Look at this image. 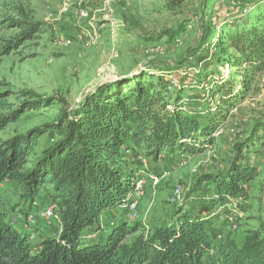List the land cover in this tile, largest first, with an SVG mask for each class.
I'll return each mask as SVG.
<instances>
[{
    "label": "rangeland",
    "instance_id": "rangeland-1",
    "mask_svg": "<svg viewBox=\"0 0 264 264\" xmlns=\"http://www.w3.org/2000/svg\"><path fill=\"white\" fill-rule=\"evenodd\" d=\"M81 10L89 13L88 19H81ZM260 12H264V0H0V46L20 33L13 20L27 18L43 27L38 38L26 46L9 55L0 54V115L18 109L23 102L36 101L25 96V91L54 100L52 107L27 110L17 123L0 131V140L44 128L61 109L78 108L100 86L138 77L153 65L161 67V75L175 84L169 89L171 96L178 89L185 91L184 111L200 110L206 102L213 104L210 84L234 73L228 65L212 59L218 38L233 30L235 23L241 26V21L254 20ZM205 63L210 65L206 81L199 79ZM204 73L203 77L207 71ZM256 80L255 90L226 110L214 144L201 153L163 154L154 160L142 150L131 157L133 183L143 181L138 198L141 219L137 222L145 232L177 210L194 206L210 209L203 213L215 221L213 235L216 233L218 243L229 239L241 248L248 233L264 225V130L259 126L264 122V74ZM220 130L222 134L217 135ZM252 138L245 157L257 174L243 185V198L221 205L220 217L217 210L221 206L209 193V179L226 173L235 145ZM55 139L54 132L47 130L39 139L37 153ZM139 169L142 172L138 173ZM178 186L185 190V201L172 205L170 197ZM50 190L43 189L30 204L23 200L17 185L0 187V210L13 215L18 229L34 233V243L58 237L61 232L62 225L47 226L39 217L35 226L25 229L29 216L36 218L46 207L57 205L50 199ZM122 222L131 223L119 205L103 212L98 225L83 232L82 240L106 239L108 231Z\"/></svg>",
    "mask_w": 264,
    "mask_h": 264
},
{
    "label": "trees",
    "instance_id": "trees-1",
    "mask_svg": "<svg viewBox=\"0 0 264 264\" xmlns=\"http://www.w3.org/2000/svg\"><path fill=\"white\" fill-rule=\"evenodd\" d=\"M253 19H244L241 26L235 23L217 40L212 59L234 73L210 84L213 104L184 111L185 91L178 89L171 96L169 89L175 84L153 65L138 77L100 86L78 108L61 109L44 128L0 140V187L17 185L30 204L51 187L49 196L58 205L62 224L58 237L34 243L29 233L15 226L13 215L0 210V264H264V225L249 232L241 248L229 239L216 243L215 221L204 215L210 213L206 206L179 209L146 232L139 222H122L106 239L82 240L103 212L117 208L132 193L130 162L137 152L158 160L163 154L196 155L214 144L226 110L256 88L257 75L264 74V12ZM12 23L20 33L0 46L1 55L26 46L43 32L40 23L27 18ZM209 67L205 63L199 79H208ZM24 94L36 101L0 115V131L17 123L27 110L54 104L52 98ZM259 126L264 130V122ZM47 130L56 139L38 154L36 147ZM251 141L237 143L226 173L209 179V193L220 206L243 198V185L257 174L245 157Z\"/></svg>",
    "mask_w": 264,
    "mask_h": 264
},
{
    "label": "built area",
    "instance_id": "built-area-1",
    "mask_svg": "<svg viewBox=\"0 0 264 264\" xmlns=\"http://www.w3.org/2000/svg\"><path fill=\"white\" fill-rule=\"evenodd\" d=\"M80 17L81 19H88L89 13L85 10H81ZM87 45H90V43H88ZM160 49H161L160 47L157 49V53H160ZM220 134H222L221 130L218 131L217 135ZM126 153L130 154V150H127ZM140 172H142V169H139L138 173ZM133 184L134 187L132 193L130 194L128 199L121 204V208L129 214V219L131 223L137 222L141 219L139 214L138 198L142 195L143 192V185H142L143 181L142 180L135 181ZM185 194H186L185 190L182 187L180 186L176 187L170 197V203L172 205H183L185 201ZM222 209L223 206L219 207V209L217 210V212L221 215L220 217L223 216L221 214ZM38 217L44 220L47 223V226L54 225L55 223L60 224V226L62 225L60 220L59 209L57 208V205H50L46 207L36 218L33 216H29L28 219H26L25 229H27V231L30 229V227H33L38 223L37 221ZM33 238H35V234L31 233L30 239Z\"/></svg>",
    "mask_w": 264,
    "mask_h": 264
},
{
    "label": "crops",
    "instance_id": "crops-1",
    "mask_svg": "<svg viewBox=\"0 0 264 264\" xmlns=\"http://www.w3.org/2000/svg\"><path fill=\"white\" fill-rule=\"evenodd\" d=\"M48 189H49V188H46V190H48ZM42 192H43V190L41 191V194H42ZM41 194H40V195H41ZM210 218H211V217H210ZM167 219H168V218H167ZM160 224H162V223H154L152 226H157V225H160ZM215 234H216V233H215ZM215 234H214V236H215L214 239H215V242L218 243V242H219V241H218V237H216Z\"/></svg>",
    "mask_w": 264,
    "mask_h": 264
},
{
    "label": "water",
    "instance_id": "water-1",
    "mask_svg": "<svg viewBox=\"0 0 264 264\" xmlns=\"http://www.w3.org/2000/svg\"><path fill=\"white\" fill-rule=\"evenodd\" d=\"M124 78H127V77H124ZM124 78H122V79H124Z\"/></svg>",
    "mask_w": 264,
    "mask_h": 264
}]
</instances>
